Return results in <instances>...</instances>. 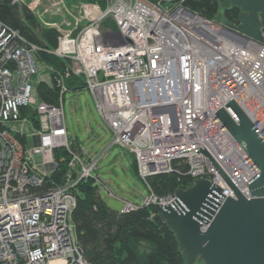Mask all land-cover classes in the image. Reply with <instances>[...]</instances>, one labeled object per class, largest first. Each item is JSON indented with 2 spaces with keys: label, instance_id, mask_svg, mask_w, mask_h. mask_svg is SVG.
Segmentation results:
<instances>
[{
  "label": "built area",
  "instance_id": "obj_1",
  "mask_svg": "<svg viewBox=\"0 0 264 264\" xmlns=\"http://www.w3.org/2000/svg\"><path fill=\"white\" fill-rule=\"evenodd\" d=\"M52 1L13 3L26 6L42 28L57 31L53 48L0 22V264H70L74 251L82 257L71 218L74 190L83 179L101 183L93 172L114 146L133 156L149 193L140 203L122 200L121 212L170 204L173 194L155 195L148 179L183 165L191 183L207 179L233 197L210 160L195 154L199 147L247 196L258 169L215 112L233 99L264 137V44L181 3L105 0L102 8L79 0L70 9L64 0ZM107 19L114 29L102 25ZM42 52L64 67L46 63ZM71 76L82 78L110 132L96 156L71 147L63 108ZM39 83L55 90L54 103L38 101ZM26 126L34 130L30 148ZM56 150L68 155L63 180L41 191L57 168Z\"/></svg>",
  "mask_w": 264,
  "mask_h": 264
},
{
  "label": "trees",
  "instance_id": "obj_2",
  "mask_svg": "<svg viewBox=\"0 0 264 264\" xmlns=\"http://www.w3.org/2000/svg\"><path fill=\"white\" fill-rule=\"evenodd\" d=\"M104 8L105 0H85ZM157 4L181 3L189 11L201 17L221 22L227 26L235 25L239 9L234 6L223 8L218 0H148ZM220 9L222 10L219 15ZM264 27V17H261ZM0 22L18 30L23 37L45 49L56 45V31L41 27L30 10L13 0H0ZM108 19L102 25H107ZM46 63L57 69L64 67L63 60L53 55L40 53ZM69 91L84 89L81 77L71 76L66 80ZM38 101L54 103L56 92L53 88L39 83L36 86ZM24 114L26 110L20 109ZM31 119L37 127L35 113ZM80 146L71 138L73 149ZM63 158L60 160V158ZM54 159L57 168L43 182L41 191L62 182L68 155L64 150H56ZM133 166L136 171L135 162ZM186 166L172 173L151 176L148 179L151 191L163 197L173 194L176 189H186L191 180L185 177ZM76 204L71 218L74 225L75 240L86 264H186L181 256L179 244L174 233L167 228L153 211V206L138 207L126 212L111 209L99 194V185L93 178L81 180L74 190Z\"/></svg>",
  "mask_w": 264,
  "mask_h": 264
},
{
  "label": "water",
  "instance_id": "obj_3",
  "mask_svg": "<svg viewBox=\"0 0 264 264\" xmlns=\"http://www.w3.org/2000/svg\"><path fill=\"white\" fill-rule=\"evenodd\" d=\"M218 2L223 8L239 9L237 23L229 27L264 44V0ZM215 115L258 169L247 183L248 198L204 147H199L195 154L202 153L210 160L233 197L225 196L224 189L213 182L195 178L186 189L174 191L170 204H153L152 208L174 233L186 264H264V137L233 99ZM70 264H83L75 251Z\"/></svg>",
  "mask_w": 264,
  "mask_h": 264
},
{
  "label": "rangeland",
  "instance_id": "obj_4",
  "mask_svg": "<svg viewBox=\"0 0 264 264\" xmlns=\"http://www.w3.org/2000/svg\"><path fill=\"white\" fill-rule=\"evenodd\" d=\"M54 1L56 0L52 2ZM64 2L72 9L79 0H64ZM54 21L59 23L60 18L55 17ZM106 24L112 29L115 28L109 19ZM61 32H63V27ZM41 42L42 46H45V42L42 40ZM63 108L68 136L76 139L80 146L84 147L87 155L96 156L108 146L110 132L98 115L93 100L85 88L66 92ZM23 131L27 136V148L33 147L34 130L26 126ZM93 176L98 177L101 181L98 183L101 198L111 209L116 211H120L124 207L122 200L140 203L141 198L149 194L146 186L135 172L133 156L117 146L111 147L105 152L93 172Z\"/></svg>",
  "mask_w": 264,
  "mask_h": 264
},
{
  "label": "bare ground",
  "instance_id": "obj_5",
  "mask_svg": "<svg viewBox=\"0 0 264 264\" xmlns=\"http://www.w3.org/2000/svg\"><path fill=\"white\" fill-rule=\"evenodd\" d=\"M243 195H244V194H243ZM244 196L248 198V194H247V196H246V195H244ZM53 264H62V263L59 262V261H56V262H53Z\"/></svg>",
  "mask_w": 264,
  "mask_h": 264
},
{
  "label": "crops",
  "instance_id": "obj_6",
  "mask_svg": "<svg viewBox=\"0 0 264 264\" xmlns=\"http://www.w3.org/2000/svg\"><path fill=\"white\" fill-rule=\"evenodd\" d=\"M26 1H28V0H26ZM44 5H47L46 3H44ZM53 23H55V21L53 20ZM133 161H134V159H133ZM123 202V201H122ZM124 205V204H123ZM123 209V208H122ZM121 209V210H122ZM121 210H120V212H121Z\"/></svg>",
  "mask_w": 264,
  "mask_h": 264
}]
</instances>
